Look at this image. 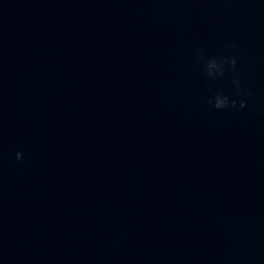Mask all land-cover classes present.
Segmentation results:
<instances>
[{
  "label": "water",
  "instance_id": "1",
  "mask_svg": "<svg viewBox=\"0 0 264 264\" xmlns=\"http://www.w3.org/2000/svg\"><path fill=\"white\" fill-rule=\"evenodd\" d=\"M0 264H264V0H0Z\"/></svg>",
  "mask_w": 264,
  "mask_h": 264
},
{
  "label": "clouds",
  "instance_id": "2",
  "mask_svg": "<svg viewBox=\"0 0 264 264\" xmlns=\"http://www.w3.org/2000/svg\"><path fill=\"white\" fill-rule=\"evenodd\" d=\"M233 63H235V61H233ZM241 106L243 107V105H241ZM216 107H217V108H220L221 105H217ZM17 158H18V159L20 158V153H17Z\"/></svg>",
  "mask_w": 264,
  "mask_h": 264
}]
</instances>
